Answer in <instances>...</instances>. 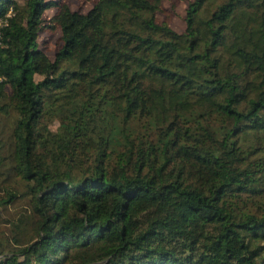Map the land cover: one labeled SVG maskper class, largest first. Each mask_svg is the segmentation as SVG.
I'll return each mask as SVG.
<instances>
[{"label": "trees", "instance_id": "1", "mask_svg": "<svg viewBox=\"0 0 264 264\" xmlns=\"http://www.w3.org/2000/svg\"><path fill=\"white\" fill-rule=\"evenodd\" d=\"M85 1L0 0V264H264V0Z\"/></svg>", "mask_w": 264, "mask_h": 264}, {"label": "rangeland", "instance_id": "2", "mask_svg": "<svg viewBox=\"0 0 264 264\" xmlns=\"http://www.w3.org/2000/svg\"><path fill=\"white\" fill-rule=\"evenodd\" d=\"M190 1L191 0H164L163 10L159 14V19L168 23L177 32H184L186 29V11ZM69 5L72 10L82 13H87L92 7V5L85 0H69ZM57 12L56 8L48 10L46 12L47 19H53ZM40 42L43 51L53 59L56 53L63 47L62 32L60 28L56 26L43 33ZM3 120L4 119H2V121ZM11 125L12 121L5 120L4 126L6 127L7 133L5 132L4 134H1L2 126H0V138L6 139L8 137Z\"/></svg>", "mask_w": 264, "mask_h": 264}, {"label": "built area", "instance_id": "3", "mask_svg": "<svg viewBox=\"0 0 264 264\" xmlns=\"http://www.w3.org/2000/svg\"><path fill=\"white\" fill-rule=\"evenodd\" d=\"M5 26L3 20L0 19V45L2 44V37H3V34L1 32V29ZM3 78L0 77V80H2Z\"/></svg>", "mask_w": 264, "mask_h": 264}]
</instances>
